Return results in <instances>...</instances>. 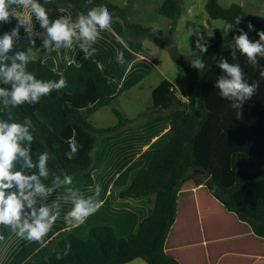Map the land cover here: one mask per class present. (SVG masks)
Instances as JSON below:
<instances>
[{
    "label": "trees",
    "instance_id": "1",
    "mask_svg": "<svg viewBox=\"0 0 264 264\" xmlns=\"http://www.w3.org/2000/svg\"><path fill=\"white\" fill-rule=\"evenodd\" d=\"M38 2L48 9H69L70 22H75L80 14L86 15L89 9L103 5L112 19L120 22L127 39L137 40L150 32V28L129 22L128 3L119 6L108 0ZM204 9L210 19H222L224 26L201 40L188 63L182 65L186 86L179 96L166 79L151 90V106L140 115L144 121L137 125L112 107L116 124L95 128L89 117L97 109L111 105L120 90L113 92L98 63L91 58L78 65L69 63L63 71L55 72L42 60L47 52L43 49L47 34L32 36L39 55L35 59L28 57L26 71L45 81H58L62 75L67 87L53 89L36 104L25 102L15 108L11 104L4 107L3 100L10 97H0V109L9 115L11 122L31 121L29 132L33 141L48 153L57 167L55 174L40 178L46 187L53 186L56 176L63 180L65 174L76 173L81 174L85 186H91V173L99 160V143L142 126L158 112L168 111L172 135L119 193L122 198L153 196L148 215L133 234L120 237L104 225L91 227L86 239L68 233L45 260L24 264H124L137 258L147 264H179L165 252L164 243L176 217L177 193L188 180L203 185L228 213L245 223L255 236L264 239V41L260 39L264 21L257 20L235 3L222 7L217 0H206ZM158 13L170 20L173 31L181 14V0H162ZM18 23L22 24L16 16L10 17L8 23L0 22V36L11 32ZM240 35H246L250 43H259L262 53L249 59L236 44ZM166 46L174 60L180 61L174 48ZM30 49L29 34L22 26L19 40L8 55L11 57L17 51L27 54ZM196 60L203 62V69L192 66ZM11 62V59L6 61L9 66ZM225 62L239 68L243 83L257 85L251 97L238 100L220 95L219 79L231 78L220 66ZM0 88L11 91V86L3 82ZM233 104H239V108L232 107ZM70 140L78 147L72 160L64 156L71 151ZM10 233V228L0 226V234L4 236L0 246ZM68 243L71 244L69 254L57 260V254L63 256Z\"/></svg>",
    "mask_w": 264,
    "mask_h": 264
},
{
    "label": "crops",
    "instance_id": "2",
    "mask_svg": "<svg viewBox=\"0 0 264 264\" xmlns=\"http://www.w3.org/2000/svg\"><path fill=\"white\" fill-rule=\"evenodd\" d=\"M62 9L67 10V8L55 10L60 11ZM31 15V9L23 8L22 11H18L16 17L23 24L24 20ZM69 15H71V13ZM69 17L70 16H68V18ZM33 20H35L34 15L32 16V21ZM31 27L33 36H42L43 32H45L42 31L43 28L39 25L34 27L32 23ZM98 31L100 34L95 44L88 46V51L90 53L95 49L91 57H86L84 51H82L80 47L84 41L82 39L78 40L74 36L71 47L66 48L62 46L59 49L53 48L47 51L43 55V62L55 72L59 73L63 71L69 63L78 65L87 58L95 60L103 74L107 77L113 92L117 93L120 90V93L116 95L112 102L132 87L137 86V89L142 91L143 88L142 85H140V81L145 71H134L133 76L130 77L131 80L127 82L128 73L131 72L135 65H137V67L141 66L142 62L146 65L148 64V66L154 65V62L150 61V59L139 50L138 46L136 49L134 44L128 42L123 34L121 24L117 20H111L110 30ZM115 43L118 48L114 47ZM119 53H123L124 63L122 64L117 62ZM158 83L156 85H158ZM156 85L148 88L150 103L146 105L147 108L151 106V90ZM103 109H109V111L112 112V108L108 105L97 109L93 112V115L89 117L95 128L103 129L112 127L117 122L115 116L114 118H110L106 111H103L105 115L102 114L101 116H97L95 118L96 123H93L92 117ZM122 111L124 112L125 110L122 108ZM124 116L130 120L134 115L127 116L125 114ZM0 120L11 122L9 115L2 109H0ZM171 135L170 116L168 111H161L142 126L129 129L113 138L100 142L98 145L99 160L91 173L93 180L92 185L85 186L81 174L76 173L71 175L73 179L71 185L61 184L56 192L49 196L46 201L37 198V208H39L41 203H47L49 206L55 203L58 209L54 208L53 211H60L59 218L41 241L25 240L11 231L0 246V264H24L25 262L39 263L45 260L49 254L55 250L57 242L66 234L72 233L81 239H86L89 229L94 226H109L120 237H128L133 234L139 223L148 215L151 209V200L153 196L122 198L119 196V193L131 183L132 179L140 170L147 166L150 157L169 140ZM26 143L25 141H21V146H27ZM29 147L31 149L29 153L30 157L35 164L38 162V156L44 151L34 141H32ZM47 169L49 173L48 176L57 172V167L50 158L47 161ZM13 170H22L26 175H38L37 168L27 169L23 167L22 158L14 162ZM97 185L99 186L98 195L96 193ZM69 188L77 191V197L85 199L91 197L93 203L98 202V210L87 217L83 224L78 226L74 224L69 225L64 219L65 215L73 206L71 202V193L68 192ZM205 199L223 208L215 198L208 194L203 185H196L192 180L185 181L182 184L177 193L176 217L165 239V252L173 256L179 264H222L220 257L225 253L240 255V257L246 259L245 264H254L256 260H264V252L250 251L245 246L233 247L220 254H217L220 251L211 254L210 249L214 246L213 243L215 242H211V239L205 237L204 234L205 229L203 227L202 208ZM226 213L228 212L226 211ZM242 226L247 237L262 239L255 236L245 223H242ZM201 249L203 250V258H199L196 261H187L182 254L184 250L199 252ZM200 256L199 254V257ZM124 264L147 263L137 258Z\"/></svg>",
    "mask_w": 264,
    "mask_h": 264
},
{
    "label": "clouds",
    "instance_id": "3",
    "mask_svg": "<svg viewBox=\"0 0 264 264\" xmlns=\"http://www.w3.org/2000/svg\"><path fill=\"white\" fill-rule=\"evenodd\" d=\"M90 3L91 0H88ZM49 3V0H44ZM24 7L31 9L32 15L28 16L23 24L18 23L17 27L11 32L0 36V81L4 84H11V91L0 88V97H10L4 99V107L9 104L13 108L29 102L36 104L41 97L50 95L53 89H64L67 87L66 79L61 75L58 81H45L37 79L36 76L26 71L28 64V55L25 51H17L11 57L15 43L19 40V28L25 27V32L29 33L31 47L35 48V40L32 39V16L39 21L41 28L46 29L47 38L43 41V49L50 51L53 48L71 47L73 37L78 40L82 39L84 43L80 45L86 57H91L93 52L88 51V46L95 44L98 36V30H110L112 15L108 9L103 6H97L89 9L87 14L77 16L75 22H70L68 17H60L50 22L49 12L38 0H0V22H10V17H15L16 8ZM230 27V25H229ZM260 39L264 41V33H260ZM236 44L242 53L252 59L255 54L262 53V47L259 43H250L246 35H240L236 39ZM199 47V43L197 42ZM201 51L206 49L201 48ZM11 59L9 66L6 61ZM19 61L20 63H17ZM118 63H124L123 53H119ZM192 66L203 69L204 64L200 60L193 61ZM226 70L230 79L221 77L218 81L220 95L225 98L235 97L243 100L251 97L257 87L253 84L249 86L242 82L241 73L238 67L230 66L228 63L220 65ZM264 75V74H262ZM232 107L239 108V104H233ZM237 116L240 113L237 112ZM31 121L27 120L24 124L17 122H8L0 120V226L10 228L18 237L28 241H41L42 238L52 228L60 216V211H53L58 206L53 203L49 206L47 203H41L39 208L36 207L37 198L46 201L56 190L63 185H71L73 179L70 175L65 174L63 180L59 176L54 177L53 187H46L40 180V177L48 178L47 161L49 155L43 152L38 156V162L33 163L30 157V145L33 141V135L29 132ZM21 141L27 142V146L22 147ZM71 151L64 153L68 160H72L78 151L77 144L69 141ZM23 159V167L27 169H38L37 174L26 175L22 170L14 171V162ZM15 189V190H13ZM68 192L72 196V208L65 215V222L69 225H81L87 217L98 210V202L93 203L92 198L87 199L77 197V191L69 188ZM99 194V186L96 188ZM4 236L0 234V240ZM71 244L65 245L64 255L57 254V260L63 259L69 254Z\"/></svg>",
    "mask_w": 264,
    "mask_h": 264
},
{
    "label": "rangeland",
    "instance_id": "4",
    "mask_svg": "<svg viewBox=\"0 0 264 264\" xmlns=\"http://www.w3.org/2000/svg\"><path fill=\"white\" fill-rule=\"evenodd\" d=\"M108 2L119 6H124L128 3L129 10L126 17L129 22L137 23L144 28H150L149 34L143 35L137 40H129L125 37L128 42L136 46V49L138 46L139 50L150 61L154 62L152 66H148V64L146 65L142 62L141 66L137 67L135 65L131 72L128 73L127 82L131 80L130 77L133 76L134 71H145L140 81L143 90L139 91L137 86L132 87L125 91L123 95L118 96L109 105V107L119 110L123 115H134L130 120H133V124L137 125L144 121L140 115L145 112L147 109L146 105L150 103L148 88L153 87L162 79H167L173 84V87L177 91L176 94L179 95L186 86L182 65L185 66L188 63L187 58L189 59L194 53L197 42L199 43L205 37L211 35L214 29L222 28L224 21L222 19H210L207 16L204 9L206 0H181V14L172 31L170 30V20L158 13V7L162 0H108ZM217 2L222 7H228L232 3L238 4L245 12L257 20L264 21V0H217ZM23 8H16L15 16ZM45 9L49 10L48 8ZM70 13L69 9H62L60 11L51 9L49 12V20L54 21L62 16L68 17L71 16L69 15ZM32 23L34 27L37 25L40 26V23L38 21L36 22V18ZM42 31H45L42 35L47 34L46 29H42ZM116 45L115 43V48L117 47ZM166 45L174 48L177 58L179 57L178 59L180 61L174 60L170 48ZM27 55L32 59L36 58L39 55V49L37 47L30 49ZM9 85L12 87L11 84ZM122 108L125 110L124 112ZM103 111H106L108 117L114 118L113 113L109 109H103L92 117L93 123H96L95 118L97 116L105 115ZM203 203L202 218L205 229L204 234L205 237L211 239V242H215L213 243L214 246L210 249L211 254L219 251L217 254H220L237 246H245L248 250L254 252H264V240L247 237L242 223L231 214L226 213L215 202L216 205L205 199ZM183 252L182 254L187 261H196L199 258H203L202 249L199 252H195L194 250H184ZM199 254L201 255L200 257ZM220 261L222 264L246 263V259L240 257V255L228 253L223 254L220 257ZM254 264H264V260H256Z\"/></svg>",
    "mask_w": 264,
    "mask_h": 264
}]
</instances>
